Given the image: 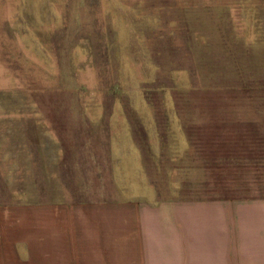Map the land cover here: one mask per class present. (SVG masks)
<instances>
[{
	"label": "rangeland",
	"instance_id": "1",
	"mask_svg": "<svg viewBox=\"0 0 264 264\" xmlns=\"http://www.w3.org/2000/svg\"><path fill=\"white\" fill-rule=\"evenodd\" d=\"M99 199H264V0H0V201Z\"/></svg>",
	"mask_w": 264,
	"mask_h": 264
},
{
	"label": "crops",
	"instance_id": "2",
	"mask_svg": "<svg viewBox=\"0 0 264 264\" xmlns=\"http://www.w3.org/2000/svg\"><path fill=\"white\" fill-rule=\"evenodd\" d=\"M0 264H264V199L0 201Z\"/></svg>",
	"mask_w": 264,
	"mask_h": 264
}]
</instances>
